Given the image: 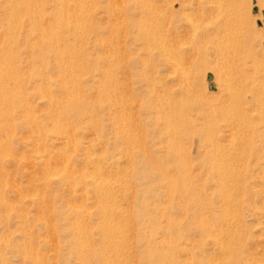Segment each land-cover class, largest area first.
Returning <instances> with one entry per match:
<instances>
[{"label": "rangeland", "instance_id": "1", "mask_svg": "<svg viewBox=\"0 0 264 264\" xmlns=\"http://www.w3.org/2000/svg\"><path fill=\"white\" fill-rule=\"evenodd\" d=\"M135 1L0 0V264H264V0Z\"/></svg>", "mask_w": 264, "mask_h": 264}, {"label": "bare ground", "instance_id": "2", "mask_svg": "<svg viewBox=\"0 0 264 264\" xmlns=\"http://www.w3.org/2000/svg\"><path fill=\"white\" fill-rule=\"evenodd\" d=\"M136 1H137V0H136ZM136 1H135V2H136ZM146 2H147V1H146ZM137 3H138V2H137ZM142 3H144V1H143ZM134 4H135V3H134ZM139 4H140V5H139V8H140L139 10H140L141 12L144 11V9L146 8L147 3H144V4L139 3ZM147 6H148V5H147ZM174 40H175V39H171V40H170V43H171V44H172V43L175 44L176 42H175ZM163 44H164V46H162V47H164V49L162 48V49L159 51V54H162L161 56H163L164 58L166 57V60H167V58H169L170 55H172V54H174V53L172 52V50H170V49L168 48V45H165V42H164ZM176 45H178V44H176ZM169 47H170V46H169ZM176 47H177V46H176ZM174 49H175V47H174ZM176 49H177V48H176ZM176 49H175V50H176ZM179 55H180V53H179ZM163 57H162V58H163ZM172 57H173V56H172ZM177 57H178V56H177ZM173 58H174V57H173ZM170 59H171V58H170ZM185 59H186V58H185ZM262 59H263V58H262ZM172 60L174 61V59H171V63L174 64L176 61H175V62H172ZM186 60H187V59H186ZM186 60H185V61H186ZM169 62H170V61H169ZM186 62H187V61H186ZM261 62H262V61H261ZM183 63H184V62H183ZM183 63H182V64H183ZM187 63H188V62H187ZM233 63H234V62H233ZM174 65H176V63H175ZM174 65H173V66H174ZM173 66H172V67H173ZM176 66H177V65H176ZM176 66H174V67L176 68ZM180 66H181V65H179V67H180ZM182 66H183V65H182ZM182 66H181V67H182ZM170 67H171V66H170ZM172 67H171V68H172ZM174 67H173V68H174ZM181 67H180V68H181ZM173 68H172V69H173ZM180 68H178V69H180ZM182 68H183V67H182ZM183 69H184V68H183ZM255 69H256V68H255ZM176 70H177V69H176ZM180 70H181V69H180ZM185 70H186V69H185ZM260 70H261V69H260ZM177 71H179V70H177ZM177 71H176V72H177ZM257 71H258V69H257ZM251 72H252V71H251ZM261 72H262V70L260 71V74H261ZM182 73H183V71H182ZM262 75H264L263 72H262L261 76H262ZM261 78H262V77H261ZM263 78H264V76H263ZM263 78H262V79H263ZM256 81L261 82L260 80H256ZM263 84H264V83H263ZM263 84H262V85H263ZM258 86H260V85H258ZM262 88H263V87H262ZM164 89H165V88H164ZM164 96H165V95H164ZM161 104H162V103H161ZM168 107H169V106H168ZM244 126H245V125H244ZM107 192H108V191H107ZM112 239H113V238H112Z\"/></svg>", "mask_w": 264, "mask_h": 264}]
</instances>
